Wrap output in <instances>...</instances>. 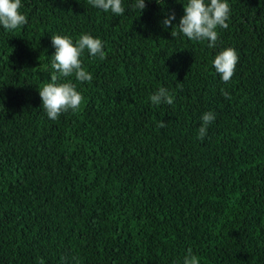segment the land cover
<instances>
[{"label":"trees","instance_id":"16d2710c","mask_svg":"<svg viewBox=\"0 0 264 264\" xmlns=\"http://www.w3.org/2000/svg\"><path fill=\"white\" fill-rule=\"evenodd\" d=\"M226 2L209 48L162 24L174 12L178 25L187 0L141 12L122 0L121 16L21 0L27 23L0 26V264H183L189 250L199 264H264V0ZM82 34L106 58L85 51L92 80L67 78L79 111L50 120L38 90L54 74L51 37ZM229 47L239 60L224 83L212 61ZM160 87L172 105L148 99Z\"/></svg>","mask_w":264,"mask_h":264},{"label":"clouds","instance_id":"9594fccd","mask_svg":"<svg viewBox=\"0 0 264 264\" xmlns=\"http://www.w3.org/2000/svg\"><path fill=\"white\" fill-rule=\"evenodd\" d=\"M92 7L98 8L103 12H111L115 16H121L125 12L122 0H87ZM22 7L21 0H0V26L6 31L21 29L26 23L27 18L21 14L19 9ZM140 12L146 7L145 0H136L134 5ZM230 6L226 0H187L183 5L184 15L179 19L178 25H173L176 19L175 13H170L163 19L162 24L165 28L171 27V36L182 35L190 41H207L209 48H214L217 44L220 29L229 27ZM51 45L55 49L51 56V68L54 74L38 90L47 117L50 120H57L62 113L79 111L84 97L77 86L71 80L84 83L92 80V74L85 71L80 57L87 52L91 57H99L100 60L106 58L103 50V42L99 38H94L89 34H82L76 43L69 36L54 35L51 37ZM239 57L235 49L229 47L220 51L212 61L215 72L224 83H228L233 77ZM36 70V69H32ZM61 78L67 82L57 83ZM226 98L228 93H223ZM153 105L161 104L172 105L173 95L164 87H160L148 98ZM215 115L212 112L204 113L201 117V126L198 129V139H203L206 135L208 126L214 121ZM167 123L158 122L157 127L163 129ZM39 264H44L43 260ZM183 264H199V258L191 253L183 259Z\"/></svg>","mask_w":264,"mask_h":264}]
</instances>
